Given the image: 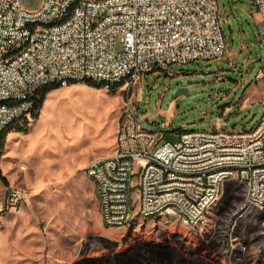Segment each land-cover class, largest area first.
<instances>
[{
    "label": "rangeland",
    "instance_id": "1",
    "mask_svg": "<svg viewBox=\"0 0 264 264\" xmlns=\"http://www.w3.org/2000/svg\"><path fill=\"white\" fill-rule=\"evenodd\" d=\"M223 57L175 63L133 86L143 127L180 130L253 127L264 113V42L251 0H217ZM37 8L41 0H27ZM238 63L239 71L230 66ZM187 88L176 95L178 87ZM125 86L76 82L52 90L28 130L6 133L0 152V264H264V210L247 203L246 184L228 178L203 223L139 213L126 228L103 223L88 160L112 154ZM156 121V122H155ZM24 124V123H23ZM20 188L21 208L9 205ZM133 194V187H131Z\"/></svg>",
    "mask_w": 264,
    "mask_h": 264
},
{
    "label": "built area",
    "instance_id": "2",
    "mask_svg": "<svg viewBox=\"0 0 264 264\" xmlns=\"http://www.w3.org/2000/svg\"><path fill=\"white\" fill-rule=\"evenodd\" d=\"M26 1L0 0V135L30 116L33 97L46 86L122 83L116 148L85 165L95 170L91 179L107 227L126 228L137 213L168 215L194 227L225 175L245 177L247 203L264 210V113L248 129L214 125L163 142L168 122L143 127L133 99V86L146 73L224 56L217 0H41L34 9ZM251 1L264 42V0ZM229 65L239 71L236 61ZM263 76L260 70L256 78ZM24 201L20 188L10 189V206L21 208Z\"/></svg>",
    "mask_w": 264,
    "mask_h": 264
},
{
    "label": "trees",
    "instance_id": "3",
    "mask_svg": "<svg viewBox=\"0 0 264 264\" xmlns=\"http://www.w3.org/2000/svg\"><path fill=\"white\" fill-rule=\"evenodd\" d=\"M77 81H73V82H70L69 84L71 83H76ZM81 82H84L88 85H91L93 87H104L105 84L103 83H96L94 81H91V80H86V81H81ZM123 84L120 83V84H117L115 86H110L109 88L112 89V90H115L117 89L118 87H121ZM62 85L61 84H52V85H49V86H46L44 87L43 89H41L34 97H33V100H34V108L30 114V116L32 115L34 118H38L39 116V112L40 110L42 109L43 105H44V102L46 100V96L49 92H51L52 90H55L59 87H61ZM30 116H24L18 120H16L15 122H13L1 135H0V152L1 150L3 149V145L5 144V137H6V133L11 131L13 128V130L15 131H19V132H24V131H27L28 130V120L26 119L27 117H30ZM24 123V124H23ZM181 131H185V130H180ZM2 176L1 172H0V177Z\"/></svg>",
    "mask_w": 264,
    "mask_h": 264
},
{
    "label": "bare ground",
    "instance_id": "4",
    "mask_svg": "<svg viewBox=\"0 0 264 264\" xmlns=\"http://www.w3.org/2000/svg\"><path fill=\"white\" fill-rule=\"evenodd\" d=\"M86 172L90 178H95V170H91V168H86ZM232 176H235V175H225L222 185L219 186V189H217V196L214 197L213 199H210V200H207L204 202V204H203L204 214L202 216V221H196L194 223V227H196V226H198L204 222V220L206 218V213L218 201V199L221 195V192H222L224 182ZM239 179L246 184V178L245 177H239ZM246 188H247V201H248V199H250V187H246ZM125 194H132L131 187H125ZM138 215H140L144 218L154 217L153 213H139ZM135 217H136V214L128 219L127 226L132 224Z\"/></svg>",
    "mask_w": 264,
    "mask_h": 264
},
{
    "label": "water",
    "instance_id": "5",
    "mask_svg": "<svg viewBox=\"0 0 264 264\" xmlns=\"http://www.w3.org/2000/svg\"><path fill=\"white\" fill-rule=\"evenodd\" d=\"M186 90H187V88L184 87V86L178 87V88H177V91H176V95H179V94H181L183 91H186Z\"/></svg>",
    "mask_w": 264,
    "mask_h": 264
},
{
    "label": "crops",
    "instance_id": "6",
    "mask_svg": "<svg viewBox=\"0 0 264 264\" xmlns=\"http://www.w3.org/2000/svg\"><path fill=\"white\" fill-rule=\"evenodd\" d=\"M156 122V121H155ZM162 122V121H161ZM168 122V121H167ZM157 124H158V126H159V124H160V122H156ZM157 126V127H158ZM115 148H116V134H115V145H114V149H113V151L115 150ZM113 153V152H112ZM85 169V172H86V168H84ZM87 173V172H86ZM88 175V174H87ZM89 179H91L90 177H89ZM92 180V179H91ZM92 182H93V180H92ZM94 183V182H93Z\"/></svg>",
    "mask_w": 264,
    "mask_h": 264
}]
</instances>
